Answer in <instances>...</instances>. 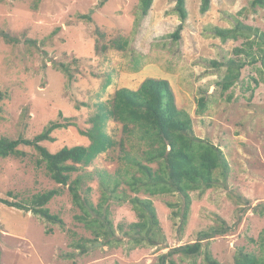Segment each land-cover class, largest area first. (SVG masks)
I'll list each match as a JSON object with an SVG mask.
<instances>
[{
    "label": "rangeland",
    "instance_id": "374dc122",
    "mask_svg": "<svg viewBox=\"0 0 264 264\" xmlns=\"http://www.w3.org/2000/svg\"><path fill=\"white\" fill-rule=\"evenodd\" d=\"M104 1L0 0V139L33 140L51 122L70 120L69 127L52 133V142L41 145L51 153L88 146L82 132L91 128L100 104L111 101L119 89L135 91L146 79H164L177 107L191 117L195 135L220 147L229 170L225 177L216 172L215 185L204 195L191 192L183 229L181 217L172 215L181 211V195L138 194L156 209L163 234L157 245L135 246L125 232L139 221L136 212L130 203L111 201L116 235L105 245L104 239L92 242L91 232L76 220L81 211L68 187L51 180L34 148L20 146L25 157L0 158V198L27 205L37 194L59 190L46 207L63 224L0 203V264H158L162 255L221 228L224 233L202 241L199 256L176 253L173 259L177 264H208L209 252L218 264H233L240 251L264 257V67L259 40L245 31L237 40L223 41L214 32L217 27L234 29L240 21L264 33V8L253 11L250 0H211L210 10L202 13V0H186L189 17L176 41L170 36L180 25L175 0H155L147 16L142 15L141 0ZM249 41L255 42L251 50ZM230 68H239V78L224 91ZM200 98L207 105L202 114ZM108 132L117 142L124 140V148L116 146L72 177L93 175L83 190L91 189L94 205L102 195L97 172L125 174L123 157L140 158L145 149L126 140L120 123L108 122ZM133 173L137 171L131 169ZM125 190L135 196L125 186L119 192Z\"/></svg>",
    "mask_w": 264,
    "mask_h": 264
},
{
    "label": "trees",
    "instance_id": "16d2710c",
    "mask_svg": "<svg viewBox=\"0 0 264 264\" xmlns=\"http://www.w3.org/2000/svg\"><path fill=\"white\" fill-rule=\"evenodd\" d=\"M107 1V0H105ZM104 1V2H105ZM155 0H141V12L147 16ZM102 2V4L104 3ZM174 11L177 14L180 25L171 38L178 41L189 17L186 0H175ZM211 8V0H202L200 11L207 13ZM250 8H264V0H250ZM83 19L91 21L89 16ZM246 32L255 34L258 41L259 57L264 67V33L259 29L245 26L240 21L234 29L215 28V35L223 41L237 40ZM254 41L247 45L251 50ZM122 47V46H121ZM243 50H237V53ZM248 55H251L249 53ZM256 62V58H253ZM243 65H240L241 69ZM239 68L235 71L230 68L229 74L223 83V90H229L239 78ZM205 98L199 99L198 111L200 114L206 110ZM61 116V114H60ZM113 121L123 126L126 140H135L145 149L140 158H133L129 154L123 157L128 167L125 174L118 171L114 175L107 172H97L100 178L102 195L97 205L89 198L90 188L83 190L84 182L92 179L91 173H83L72 179L73 174L80 172L82 167L90 166L100 155L119 146L124 148V140L117 142L108 132V122ZM91 128L82 132L89 140L88 146L64 147L56 153H51L41 145L44 141L52 142V133L69 127L70 120L64 123L51 122L33 140L19 138L10 140L0 139V158H23L26 153L19 150L20 146L31 147L39 154V165H43L47 175L56 184L68 187L73 204L81 211L75 218L81 222L93 235L92 242L104 239L105 245H109L115 239V229L110 220V202L130 203L137 214L138 222L129 225V231L125 232L135 243V246L143 244L157 245L163 239L160 221L156 209L150 199L140 198L138 194L145 193L150 197L178 193L183 198V206L180 212H173V217H181V229L187 224L192 203L191 192H198L200 196L211 189L216 182L215 174L220 171L226 176L229 163L220 147L208 140L198 138L193 130L191 117L180 110L175 101V95L167 80L146 79L138 90L119 89L108 103L98 106V111L91 118ZM156 164L157 168L152 165ZM137 173L130 174L131 169ZM139 174V175H138ZM126 176V177H124ZM127 187V191L119 192L121 187ZM84 191L85 195H82ZM59 190H49L35 195L27 205L10 202L0 198V203L19 210L32 212L51 223L63 224V221L52 214L46 207L56 196ZM168 206L173 207L172 204ZM264 212V210H262ZM224 233V228L214 230L212 234L202 233L200 239L193 244H187L171 250L160 257L158 264H177L173 255L181 253L188 257H197L202 251V241ZM264 241V231L262 236ZM117 242L119 240L117 239ZM205 260L208 264H218L212 255L207 252ZM233 264H264V257L240 251Z\"/></svg>",
    "mask_w": 264,
    "mask_h": 264
}]
</instances>
